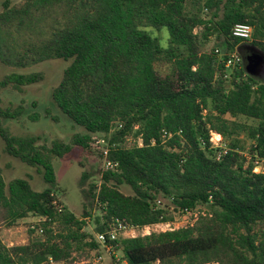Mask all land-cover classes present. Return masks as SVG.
Wrapping results in <instances>:
<instances>
[{"label": "trees", "instance_id": "obj_1", "mask_svg": "<svg viewBox=\"0 0 264 264\" xmlns=\"http://www.w3.org/2000/svg\"><path fill=\"white\" fill-rule=\"evenodd\" d=\"M238 23L253 27L250 40L230 35ZM161 28L168 31L166 46L152 32ZM212 34L223 40L221 55L204 46ZM245 46L264 56V0H3L0 62L26 67L70 60L51 99L83 132L71 143L55 139L50 146L37 144L35 136L12 135L2 120L18 118L24 107H2L0 98L5 152L35 167L46 184L37 191L25 178L5 183L0 174V223L44 216L30 230L42 234L28 244L8 247L0 239V264L67 259L73 243L85 238L84 220L56 199L51 158L74 146L89 151L98 135L107 139L104 148L96 145L102 165L105 159L118 165L102 166L99 183L83 190L99 205L97 231L115 219L135 226L167 221L169 205L212 211L192 227L118 238L113 248L126 264H264V174L253 172L256 160L264 163V79L246 71ZM234 49L242 63L226 77L223 63ZM42 79L40 72H13L0 87ZM211 130L227 145L219 159ZM132 134L141 145L125 143ZM86 178L82 173V189ZM122 185L132 194L120 191Z\"/></svg>", "mask_w": 264, "mask_h": 264}, {"label": "rangeland", "instance_id": "obj_2", "mask_svg": "<svg viewBox=\"0 0 264 264\" xmlns=\"http://www.w3.org/2000/svg\"><path fill=\"white\" fill-rule=\"evenodd\" d=\"M2 1L0 0V11L2 10ZM11 4H19L23 0H9ZM209 16V14L207 15ZM42 29L46 31L50 24V18L42 20ZM203 28L195 29V32L202 31ZM154 35L159 37L162 46L167 45L168 31L161 28L159 31L153 30ZM22 39V37H21ZM206 48H217L219 52L224 51L223 40L217 38L216 34L209 35L205 40ZM218 55H221L219 53ZM70 60L63 59H49L36 64H31L26 67H17L14 65L3 64L0 62V80L7 74L16 73H30L40 72L43 79L37 83L23 85L19 88L13 86L0 87V98L2 107H15L19 104L23 105L22 114L16 119H3L2 124L8 131L17 137L35 136L38 137L37 144H44L50 146L51 142L55 139H60L65 143H71L72 135L76 132L82 133L83 128L73 123L56 107L51 99L52 89L58 85L63 74V70L68 65ZM166 69L163 66L162 72ZM229 72L230 71H226ZM259 79H264V75L257 72L254 74ZM228 77V76H227ZM36 116V119L32 116ZM241 122L253 124L254 121L240 117ZM105 142L96 144L93 142L92 148L89 151L80 147L74 146L71 151L62 156H54L51 162L57 180L56 199L62 204L63 207L70 210L77 218L84 220L82 231L86 234L85 238L81 239L78 243H73L71 253L67 259L54 260L50 262L47 259L41 261L39 264H112L114 262H122L123 255L120 250L107 251L99 244L96 247H90L89 242H95V234L97 226L101 223V211L99 205L94 201L92 202L88 195H85L83 190L88 188L89 184L100 181L99 169L102 168V159L98 156L99 148H104L107 144V139L103 135ZM131 138V140H130ZM139 135H129L125 139L127 144H138ZM239 139L244 138V133L238 136ZM251 143L250 140H245L246 147ZM99 146L98 147H96ZM86 151V152H85ZM246 154V153H244ZM82 173L87 175L84 180L83 189L80 186ZM0 174L5 183H8L14 178H25L34 190H42L46 184L43 181L38 170L26 163L20 161L18 158L7 154L4 150V141L0 137ZM120 191L124 194H132V190L122 185L119 187ZM159 199L163 202L161 197ZM162 206V204H161ZM167 210L166 222L159 226H155L152 233H159L165 231H172L187 228L197 225L204 217H211V209L207 205H197L192 207L191 212L182 213L180 208H174L169 205L165 207ZM83 212H86L83 214ZM38 215L28 214L27 216L19 219L16 224L7 226L0 223V239L8 246H18L28 244L33 236H40V231L30 233L37 223H40ZM33 226V227H32ZM58 228L55 226L54 228ZM172 229V230H170ZM139 236L138 232H136ZM130 232L125 237L130 236ZM81 242V243H80ZM97 242V241H96ZM158 264V263H154ZM203 264H220L215 261H208Z\"/></svg>", "mask_w": 264, "mask_h": 264}, {"label": "built area", "instance_id": "obj_3", "mask_svg": "<svg viewBox=\"0 0 264 264\" xmlns=\"http://www.w3.org/2000/svg\"><path fill=\"white\" fill-rule=\"evenodd\" d=\"M253 33V27L247 23H238L235 24L230 31V35L233 38H238L242 41L250 40ZM215 52L219 54V49H215ZM227 59L223 63L224 68L226 71L232 72L234 69H237L241 66V55L238 53L236 49L229 51L227 53ZM225 76H228V72H226ZM128 139V138H126ZM131 140V138H130ZM138 145H141V138L139 136L138 138ZM105 140L103 137H96L94 140V143L101 144L104 143ZM209 142L210 146L215 149V155L216 158L219 159L221 155L225 154L227 151V145L222 137L221 134H219L216 131L211 130L210 136H209ZM117 162L105 159L103 161V168L108 170H114L117 168ZM253 172L255 173H263L264 174V163L262 161L256 160L255 165L253 168ZM181 212L186 214L191 212L192 208H180ZM39 219H44V216H39ZM166 222V221H163ZM163 222H157L152 224H146L143 226H135V225H129L123 220L115 219L107 228H105L103 231H97L95 234L96 241L104 248V250L107 251H114L113 248V242L117 240L118 238H123L127 233H131V237H136L137 233L139 236H145L152 233V230L155 226H159ZM33 227V226H32ZM172 230V229H170ZM174 230V229H173ZM38 231L42 232V229L40 228ZM128 236V235H126ZM50 262H53V259L51 257L48 258ZM120 264H126V261L123 259Z\"/></svg>", "mask_w": 264, "mask_h": 264}, {"label": "flooded vegetation", "instance_id": "obj_4", "mask_svg": "<svg viewBox=\"0 0 264 264\" xmlns=\"http://www.w3.org/2000/svg\"><path fill=\"white\" fill-rule=\"evenodd\" d=\"M243 55H244V61L248 56L253 57L257 63V72H260V74L264 75V57L259 55L258 52H256L254 49H249L247 46L244 47L243 50Z\"/></svg>", "mask_w": 264, "mask_h": 264}, {"label": "water", "instance_id": "obj_5", "mask_svg": "<svg viewBox=\"0 0 264 264\" xmlns=\"http://www.w3.org/2000/svg\"><path fill=\"white\" fill-rule=\"evenodd\" d=\"M256 52H258L259 55L263 56V54H261V52H259L258 50L254 49ZM264 57V56H263ZM245 69L248 73L250 74H255L257 73V63L255 61V59H253V57L248 56L245 60Z\"/></svg>", "mask_w": 264, "mask_h": 264}]
</instances>
